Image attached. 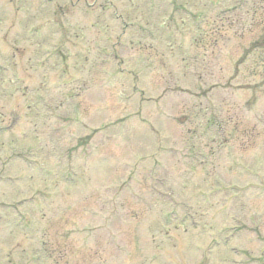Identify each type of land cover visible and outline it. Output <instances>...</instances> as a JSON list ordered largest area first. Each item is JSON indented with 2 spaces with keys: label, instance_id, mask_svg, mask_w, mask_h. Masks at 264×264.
Instances as JSON below:
<instances>
[{
  "label": "rangeland",
  "instance_id": "1",
  "mask_svg": "<svg viewBox=\"0 0 264 264\" xmlns=\"http://www.w3.org/2000/svg\"><path fill=\"white\" fill-rule=\"evenodd\" d=\"M0 264H264V0H0Z\"/></svg>",
  "mask_w": 264,
  "mask_h": 264
}]
</instances>
